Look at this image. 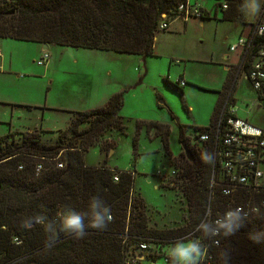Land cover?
<instances>
[{
	"label": "trees",
	"instance_id": "trees-1",
	"mask_svg": "<svg viewBox=\"0 0 264 264\" xmlns=\"http://www.w3.org/2000/svg\"><path fill=\"white\" fill-rule=\"evenodd\" d=\"M182 1L0 0V37L145 57L155 54V36L161 29L162 14H174ZM241 3L242 0H229L222 20L243 21L244 16L239 12ZM218 5H222L221 2ZM209 15L202 9L200 17ZM237 70L238 65L230 67L223 89L218 90L219 98L210 124L194 126V136L217 123L229 91H235L240 76ZM165 81L184 94L179 81H171L168 77ZM231 99L235 103L233 94ZM123 104L124 92L120 91L113 93L102 106L72 111L69 125L59 130L58 138L52 143L44 141L43 131L38 129L22 132L21 142H14V138L13 142L6 140L14 137V132L0 137V264H124L126 245L123 239L127 231L168 244L169 237L192 231L200 237L196 226L201 221L212 222L225 213L231 198L222 194L219 185L212 187V162L205 163L202 159L204 154L213 157V141L191 144L188 129L183 124L178 125L179 139L186 144L192 157L183 150L177 159L167 150L174 167L179 164L180 169H175L172 186L161 182L171 188H181L187 199L188 219L182 226L165 229L150 225L154 209L147 205L141 192L134 190L133 171L118 170L106 162L99 166L86 163V153L91 147L98 145L105 152L115 145V139L109 137L111 134L126 132L125 118L121 114ZM144 124L147 122L138 121L137 130ZM147 125L156 129L167 146L170 126L158 121H150ZM134 145H137V137ZM12 155L15 156L6 159ZM58 156L66 162L62 168L57 166ZM40 157L45 159V170L37 176L34 168ZM20 164L24 165L23 169L18 168ZM117 172L118 181L114 180ZM93 195H99L112 209L113 220L104 230L88 229L83 238L60 233L51 242L42 225L33 222L30 229L21 226L22 220L39 214L54 218L62 204L86 210ZM209 208L213 210L210 219L206 212ZM182 217L184 220L187 215ZM255 231L264 232V208L259 215L247 217L233 236L215 238L218 244L204 239L208 254L202 264H222L220 254L224 250L230 252V264H264V242L254 243L248 238V233ZM14 235L23 238L22 244L13 242Z\"/></svg>",
	"mask_w": 264,
	"mask_h": 264
},
{
	"label": "rangeland",
	"instance_id": "rangeland-1",
	"mask_svg": "<svg viewBox=\"0 0 264 264\" xmlns=\"http://www.w3.org/2000/svg\"><path fill=\"white\" fill-rule=\"evenodd\" d=\"M220 2L226 0H189L190 4H195L209 12V17L183 18L176 16V13L169 15L166 19L170 21V27L159 29L157 33L156 46L157 51H160L159 55L152 59L145 58V62L144 56L140 54L51 44L48 52L53 67L47 72L45 66L37 62L44 52L37 41L4 39L8 43L2 47L3 53L8 59L13 58V61L8 62L6 73H0V78L8 86L4 84L6 88L12 87L14 83L15 87H21L26 100L34 104L33 109L36 111L43 109L47 102L45 114L41 116L36 112L38 115L35 121H37L36 129L43 131L42 139L48 143L54 142L58 138L59 130L70 123L69 112L58 109L55 105L58 104L62 91L67 89L66 92L74 94L77 91V84L88 77L87 74L93 77L91 80L97 79L96 88L100 86V90L105 89L101 87V79H103L107 89L124 92L121 114L125 118L126 132L111 134L112 136L109 137L111 140L115 139V145L105 152H102L98 145L91 147L86 153L85 160L89 165L99 166L106 162L108 166L118 170H133L136 187L146 202L155 207L154 216H150V225L153 227L176 228L186 224L188 219L187 199L181 188L175 189L161 184L163 181L172 186L174 181L171 180L176 176L172 172L180 169L179 164L174 167L167 150L174 157L179 158L184 149L175 121L179 118L178 124L192 125L195 123L194 118L199 120L207 110L208 115L211 116L209 111L213 108L210 109L208 106L209 99L216 100V96L215 92L203 93L202 89L196 88H192L188 95L185 92L182 95L178 89L169 86L165 79L170 72L176 76L178 71L183 70L185 64L188 69H206L212 74L213 61L203 63L196 58H207L218 63L219 60H224V52H228L230 44L238 41L239 32L242 33L241 28L240 26L234 28L231 22L229 24L223 22L224 9L218 5ZM177 59H180L181 63L176 62ZM210 73L203 75L209 77L207 75ZM218 75L211 77L220 80L221 77ZM21 77L24 79L19 82L17 79ZM237 89L238 103L235 104L240 108L239 115L243 118L249 116L254 123L261 122L262 109L252 105L255 93L245 77L240 78ZM190 105L194 106L193 111H188L187 107ZM11 107L12 104L0 100V137L14 132V137L9 136L6 140L13 142L11 140L14 138V142H21L22 132L15 130V128L23 129L25 126L23 120L18 117L20 107ZM31 117L34 120L32 114ZM138 121H145L147 124L150 121L167 122L168 125H172L168 145L164 144L162 136L154 127L149 128L144 124L137 130ZM10 129L12 131H9ZM187 136L190 137L191 144L197 142L192 130L188 131ZM135 137H137L136 146ZM134 190L139 192L135 187ZM239 200L243 205L245 202L247 208H250L252 203L260 206L264 194H240L239 199L232 200L228 204V209L234 208L235 202ZM209 210L210 214H207L210 219L213 210L212 208ZM183 214L187 215L184 220ZM191 237L198 236L192 231L187 235L169 237L168 244L156 242L150 253H144L145 258L139 264H152L153 261L155 264H166V258L171 260L164 249L179 239Z\"/></svg>",
	"mask_w": 264,
	"mask_h": 264
},
{
	"label": "built area",
	"instance_id": "built-area-1",
	"mask_svg": "<svg viewBox=\"0 0 264 264\" xmlns=\"http://www.w3.org/2000/svg\"><path fill=\"white\" fill-rule=\"evenodd\" d=\"M221 4L222 9H226L228 8L229 0ZM174 12L176 16L183 18L190 16L200 17L202 9L195 4H190L189 0H184L179 3ZM168 16L167 13L162 14V20L159 24L161 29L169 28L170 21L166 19ZM262 23H264V14H261L255 22L249 25L245 34L240 35L238 41L232 44L230 49H240L237 75L244 74L250 81L264 116V34H259L257 31L258 25ZM49 57L48 50H44L38 63L41 65L45 64ZM179 83L180 85H185L186 81L181 78ZM232 94L233 92L230 90L224 101L217 123L201 131L198 136H194L195 141L199 143L212 139L214 148L211 185L212 187L219 185L222 194L231 198L230 203L236 197H239L240 194H264V125L258 126L247 118L237 116L235 104L231 99ZM13 156L15 155L6 159ZM56 159L58 167L62 168L66 165V162L59 156ZM44 160V157H40L39 162L35 165L34 169L37 176L45 170ZM18 168L23 169L24 165L20 164ZM173 173L176 174V171L173 170ZM114 180H119L118 174L114 175ZM253 205L256 204L252 203L250 208H247L244 202V205L243 203L235 204L234 208L241 207L245 212L249 213L247 217H250L253 215L250 212ZM259 205L260 209H263L264 200H262V205L261 203ZM229 209L227 206L226 211ZM220 217L222 215L217 216L215 220ZM123 241L126 245L124 264H139L145 258L144 253H150L153 246H156L153 238H144L137 234L132 235L128 231ZM13 242L22 244L23 238L14 235ZM152 264H155V262L153 261ZM166 264H171V261L167 258Z\"/></svg>",
	"mask_w": 264,
	"mask_h": 264
},
{
	"label": "crops",
	"instance_id": "crops-1",
	"mask_svg": "<svg viewBox=\"0 0 264 264\" xmlns=\"http://www.w3.org/2000/svg\"><path fill=\"white\" fill-rule=\"evenodd\" d=\"M243 18H244L243 21H239V22L232 21V20H223V22L228 23V24L231 22V24L233 25L234 28H237L240 26L241 32H242V33L239 32V37H240L241 34H243V35L245 34V32L249 28V25L252 24L253 22H255L259 18V16L255 17V18H245V17H243ZM245 21L247 22V24L244 23ZM169 27H170V25H169ZM4 39H13L14 40L15 38L0 37V73L1 74L6 73L5 69L8 67V62L11 63L13 61V58L8 59L6 54L3 53L2 47L8 43V41H4ZM156 39H157V34L155 36V43H154V51L156 53L153 55H148V56L143 57L144 62L146 61L145 58H151L152 59V58H156L154 56L159 55L160 51L159 52L157 51ZM15 40H19V39H15ZM24 41H26V40H24ZM36 43L41 45L43 50H48L49 46L52 44V43H48L47 48H45L44 43H42V42H36ZM235 43H232V44H235ZM232 44H230V46ZM230 46H229V48H230ZM89 49H95V48H89ZM223 58H224V60H219L220 62H218V63L214 62V60H209L207 58H196V59H198V61H203V63H212L211 61H213V65L211 67L212 68V70H211L212 74L206 69H197V68H196V70L193 68L188 69L186 66L187 64H185L183 70L178 71L176 76L172 75L171 72L168 73V75H167V77L171 81H179V79H181V78H183L186 81L185 85H180L183 87V90H184L186 95H188V93H190L193 90L192 88H196L198 90L202 89L201 92H203V93L204 92H215V96H216L215 99L216 100H214L213 98L209 99L210 103L208 106H210V109L213 108L212 110L209 111L211 116L208 115V110H207L199 120L197 118H194V121H195L194 124H192V125L183 124L185 127H187V129H188L187 131H191L194 126H205V125L210 124V120H211L215 105H216L217 100L219 98V91L218 90L223 89L224 84L228 78V73H229L230 67L238 65V63L240 61V49L239 48H237L235 50L228 49V52L227 51L224 52ZM38 60H37V62H38ZM171 60H172V58H171ZM176 62L181 63V60L177 59ZM53 64H54V61H53ZM43 65L45 66V69L47 70V72H50L51 68L53 67L52 61L50 63V57H49V60ZM217 68L220 70V72H218ZM2 69H4V70H2ZM205 73H210L209 75H207L209 77L204 76L203 74H205ZM216 74H219L218 76L221 77L220 80H217V79L211 77V76H214ZM87 75H88V77H86L83 81H81L77 84V91L74 94H71L68 91L66 92L67 89L62 91L60 98H59V101H58V104H55L56 106H58V109H64V110L69 112L70 121L72 118V111H74L75 109H89V108H93V107L102 106L108 101L110 96L113 93H115V91L117 90V89L116 90L107 89L106 88V82L103 79H101V87H103L105 89L100 90L99 89L100 86L98 88H96V80L97 79L91 80V78H93V77H91L90 74H87ZM19 76H20V74H19ZM162 76H164V75H162ZM241 77H245L248 80V78L244 74H241L238 77L236 88H235V91L233 92V96L235 98V103H238L237 86H238V83H239V80ZM23 79H24V77H21L20 79H17V80L19 82H21L20 80H23ZM53 82H54V80H53ZM53 82H51V83H53ZM248 82L250 84L249 80H248ZM4 84L6 85L4 80H1V78H0V86H2L0 89V93H1L0 94V100L6 101V102L12 104L13 108L16 106L20 107V109H18V114H19L18 117H20L23 120V123H24L23 125H25L23 129L22 128H15L16 132H24V131H30V130L36 129L37 128V126H36L37 121H35V119H36L35 117H36V115H38V113H36V112H39V114L41 116H43V114H45V112H46L47 102H46V104H44L43 109H37L39 111H36V109H33L34 104L32 102H30V100H26L25 95H24V90L21 87H18V86L15 87V83H14V85L12 87H9L11 89H9V88H6L7 85L5 86ZM186 85H188L187 88H186ZM251 88L253 89L252 85H251ZM6 92H8V93L6 94ZM254 93H255V96H254L252 105H257V107H259V103L257 102V95H256L255 90H254ZM217 96H218V98H217ZM160 106H162V104H160ZM235 107H236L237 116L241 117L239 115V110H240L239 106L237 104H235ZM188 109H189L188 111H190V110L193 111L194 106L190 105V106H188ZM31 114L33 115L34 120L32 119ZM261 117H262V119H261V122H259V123H254L253 121H251L249 116H246L245 118H247L249 121H251L252 123H254L258 126H263L264 125L263 113H262ZM241 118H243V117H241ZM11 121H12V118H11ZM175 122H177V126H178L179 125L178 124L179 118ZM62 129H64V128H62ZM170 129L172 130V125L170 126ZM9 131H12V129H10ZM115 133H117V132H114L113 135ZM127 171H133V170H127ZM133 173L135 175L134 171H133ZM135 188L137 190H139L136 187V185H135ZM139 192H140V190H139ZM147 205L149 207L155 209V207L151 206L150 204L147 203Z\"/></svg>",
	"mask_w": 264,
	"mask_h": 264
},
{
	"label": "clouds",
	"instance_id": "clouds-1",
	"mask_svg": "<svg viewBox=\"0 0 264 264\" xmlns=\"http://www.w3.org/2000/svg\"><path fill=\"white\" fill-rule=\"evenodd\" d=\"M239 12L245 18L260 16L264 14V0H242ZM257 31L264 34V23L258 25ZM202 159L205 163H211L213 158L211 154H204ZM260 211L258 205H253L250 209L255 215H259ZM206 212L210 214V210ZM248 215L249 213L241 207L229 209L222 217L212 222L201 221L196 226V231L201 233L200 237L179 239L167 246L164 251L171 264H202L208 254V247L203 240L209 239L213 243H219L215 238L233 236L244 225ZM112 220L111 207L99 195H93L89 198L86 210L62 204L58 206L54 218L39 214L22 220L21 226L30 229L33 222L40 224L48 234V240L54 242L60 233L83 238L88 229L104 230ZM248 238L254 243L264 242V232H250ZM220 256L222 264H230L231 256L228 250L222 251Z\"/></svg>",
	"mask_w": 264,
	"mask_h": 264
},
{
	"label": "water",
	"instance_id": "water-1",
	"mask_svg": "<svg viewBox=\"0 0 264 264\" xmlns=\"http://www.w3.org/2000/svg\"><path fill=\"white\" fill-rule=\"evenodd\" d=\"M44 47L47 48V43H44ZM182 146L184 148V151H185L186 155L189 158H191L192 157L191 152H190V150L188 149V147L186 146V144L184 142H182Z\"/></svg>",
	"mask_w": 264,
	"mask_h": 264
}]
</instances>
